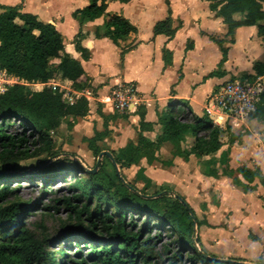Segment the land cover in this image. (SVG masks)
<instances>
[{"label": "trees", "instance_id": "obj_1", "mask_svg": "<svg viewBox=\"0 0 264 264\" xmlns=\"http://www.w3.org/2000/svg\"><path fill=\"white\" fill-rule=\"evenodd\" d=\"M88 1V7L74 14L83 22L107 16L113 0ZM203 1L210 2L212 11L224 18L231 36L237 28L258 24L264 34V0ZM167 3L170 6L169 0ZM0 8V66L23 82L0 95V264H247L199 250L196 244L201 240L196 228L199 230L201 222L196 212L180 195H147L152 182L145 169L139 170L135 180L145 182L140 189L136 182H128L124 173L120 178L108 157L97 162L96 173L67 157L59 159L62 154L57 150L54 134L59 133L64 122L69 131L73 130L78 120L90 112L85 93L94 90L81 61L91 59V52L83 45L86 35L81 32L76 38L79 60L67 53L64 37L55 25L24 13L22 7ZM105 26L106 36L117 46L138 33V28L123 15L107 16ZM155 34H176L171 11L166 20L156 24ZM220 45L225 62L228 53L222 42ZM257 73L264 75V64L257 66ZM59 79L63 85L71 83L72 103L65 98L62 85L52 84ZM36 85L43 89L36 90ZM140 115L142 131L151 129L144 111ZM251 118L264 120V94ZM159 123L163 130L157 141L141 133L137 143L113 152L122 172L139 166L143 159L153 164L157 150L164 144L173 146L174 156L186 159L191 155L212 156L222 149V129L208 115H196L183 101L171 104L160 115ZM187 134L195 138L190 152H184L182 146ZM102 137L97 133L94 138L85 139L96 158L102 153L98 145ZM37 159L40 161L31 168L18 167ZM220 163L228 166L227 154ZM241 173L249 183L257 176L261 178L260 173L246 168ZM228 175L233 173L228 171ZM24 180L42 184L38 200H25L20 195ZM59 181L63 188L54 187ZM234 182L249 189L240 179L235 178ZM64 191L69 194L60 197ZM47 197H51L49 204L44 205L47 215L62 211L68 215L66 220L59 219L56 233L47 227L44 217L35 222L28 218L40 208L42 200L48 201ZM67 243L78 248V259L55 247Z\"/></svg>", "mask_w": 264, "mask_h": 264}, {"label": "crops", "instance_id": "obj_2", "mask_svg": "<svg viewBox=\"0 0 264 264\" xmlns=\"http://www.w3.org/2000/svg\"><path fill=\"white\" fill-rule=\"evenodd\" d=\"M167 1H111L107 16L123 15L138 28L137 34L117 46L106 36L107 16L86 22L74 16L90 5L88 0H0V6L22 7L24 13L55 25L64 37L67 53L76 59L81 60L76 38L81 32L86 35L83 45L91 52V59L81 61L94 92L85 93L90 102L89 115L79 119L71 131L64 122L55 134L63 133L65 150L81 155L88 162H98L85 142L97 133L103 135L98 142L102 152L112 154L131 142L137 143L141 133L155 142L163 130L160 115L171 104L183 101L199 117L207 116V111L212 110L211 98L225 83L237 77L264 78L257 73V66L264 64V34L260 24L237 28L231 36L224 18L212 11L210 2L169 0V6ZM170 11L176 34L157 36L156 24L166 20ZM220 42L228 53L225 62ZM126 83L137 86L140 105L131 107L123 115L116 110L112 92ZM141 110L151 129L142 131ZM217 126L223 131L222 149L215 155L176 157L173 146L164 144L156 152V162L149 164L143 159L139 166L123 172L136 182L139 170L145 169L146 177L152 182L150 192L165 189L184 192L183 198L196 214L198 199L192 194L208 190L201 206L211 215L216 212L217 225L227 226V238L237 240L243 235L264 244V181L261 180L264 177V120L222 117ZM194 143V136L187 134L183 151L190 152ZM224 154L228 155V166L220 163ZM245 168L260 173L261 178L257 176L249 183L241 173ZM234 178L243 181L249 189L235 184ZM135 184L140 189L145 187V182L140 180ZM198 220L201 239L205 242L203 230L208 232L209 225L216 222ZM218 236L209 232L208 242L223 241Z\"/></svg>", "mask_w": 264, "mask_h": 264}, {"label": "rangeland", "instance_id": "obj_3", "mask_svg": "<svg viewBox=\"0 0 264 264\" xmlns=\"http://www.w3.org/2000/svg\"><path fill=\"white\" fill-rule=\"evenodd\" d=\"M54 86H58V85H62V89L65 91V98L69 101L70 97H73V91L71 90V86L69 84L67 85H63L61 80H57L54 81L52 83ZM36 90H42L43 86L42 85H36L34 87ZM64 127H66V125L64 124ZM55 140H56V144H57V150L62 154L60 156L59 159H63L65 157L69 158V160H73L74 162H78L80 164V161L86 165L87 169H94L97 166V162H95L94 160H91L90 162H88L84 157H82L79 154H72L73 152H69L68 150H65V144H66V138L63 137V133H60L59 135H55ZM75 153V152H74ZM68 160V162H70ZM40 160H29L26 162H22L20 163V165H18L19 169H28L31 168L32 166L36 165ZM67 162V163H68ZM70 164V163H68ZM71 165V164H70ZM82 165V164H80ZM84 167V166H83ZM85 168V167H84ZM121 174L123 175L122 170L120 171ZM25 175V174H24ZM128 182H134V180H131V176L127 177ZM235 179V178H234ZM55 188H63L64 184L62 183V181H59L55 186ZM141 188V186H140ZM42 184L40 182L37 183H31L28 184L26 183V181L24 180L22 182V185L20 187V195L25 199V200H30V201H36L39 199V197L42 194ZM156 193H167L171 196H175V195H181L183 197L184 192L181 191H176V190H170V191H166L165 190H154V191H149V193L147 195L149 196H156ZM183 193V194H182ZM189 192H187L188 194ZM69 192L64 191L63 193H61L60 197H63L64 195H68ZM208 190L207 192H204L203 190H201L198 193L193 192L192 195L196 196L198 199V205L196 206V209L198 211V218L206 219V221H212V222H216L215 220H217L219 217L216 216V212H213V214H209L211 213L209 211L208 213V209L204 210L203 207L201 206L203 202V200L205 199V195L207 196ZM185 195V194H184ZM204 196V197H203ZM209 197H211L212 199V195ZM185 198V197H184ZM51 199V197H47L46 198ZM197 201V200H196ZM49 204V200L45 202V200L41 201V203L39 204L40 208H38L35 212L34 215H32L29 218L30 222H35V221H39L42 217H44V220H46V225L47 227L53 231V233L56 231H58V227H59V219H63L66 220L68 219V215L66 214L65 211H62L61 214H56L55 212H52L51 214L47 215V211L44 209V205ZM202 211V213H201ZM197 213V212H196ZM218 222H216L215 225L211 224L209 225V230L208 232H204L203 230V237H204V241L201 239V232L200 230H198V235L200 237L201 242L196 244V247L201 250V251H205L206 253H208L209 255L212 256H217L218 258H222V259H233V260H241L247 263H259L264 262V244L263 242L261 243H257V241L255 239H247L246 237H244L243 235L240 236L237 240L232 239L230 240L228 237V234L225 232L227 229V226H223V225H217ZM211 226V228H210ZM212 230V231H211ZM209 232L211 233L212 236H217L221 237V239L223 241L211 244L208 241L211 239V237H209ZM56 235V234H55ZM238 241V242H235ZM256 241V242H255ZM55 247L57 249L61 248L66 250L68 253L72 254L76 259H78V255L76 254V250L78 249L75 246H70L68 243L67 244H57L55 245ZM59 247V248H58ZM88 252H85L84 254L86 255ZM215 253V254H212ZM71 264V263H70Z\"/></svg>", "mask_w": 264, "mask_h": 264}, {"label": "built area", "instance_id": "obj_4", "mask_svg": "<svg viewBox=\"0 0 264 264\" xmlns=\"http://www.w3.org/2000/svg\"><path fill=\"white\" fill-rule=\"evenodd\" d=\"M23 83L17 77L10 75L0 66V95L7 92L16 84ZM264 94V78L250 79L237 77L225 83L211 98V108L207 115L217 125L222 117L244 120L250 119L251 114L257 110L261 97ZM112 99L118 113L127 114L131 107L140 105L137 86L126 83L116 87L112 92ZM73 99L70 97L69 102ZM217 116V118H216Z\"/></svg>", "mask_w": 264, "mask_h": 264}, {"label": "water", "instance_id": "obj_5", "mask_svg": "<svg viewBox=\"0 0 264 264\" xmlns=\"http://www.w3.org/2000/svg\"><path fill=\"white\" fill-rule=\"evenodd\" d=\"M104 157H108V158H110V159L112 160V162L114 163V165H115V167H116L117 174L120 176V178L123 179V176H122V174H121V172H120V171H121V168H120V166H118V165L116 164V162H115V160H114V157H113V154L110 153V152H102V153L100 154L99 158H98V163H100L101 160H102ZM80 164H82V166H84L85 169H86L87 171L91 172V173H96V172L98 171V165H97L94 169H87V168H86V165L83 164L81 161H80ZM1 174H2V172H0V175H1ZM196 233L198 234V227L196 228ZM247 264H248V263H247Z\"/></svg>", "mask_w": 264, "mask_h": 264}]
</instances>
